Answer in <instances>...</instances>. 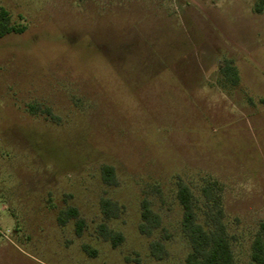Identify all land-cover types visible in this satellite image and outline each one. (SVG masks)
Here are the masks:
<instances>
[{
	"label": "rangeland",
	"instance_id": "1",
	"mask_svg": "<svg viewBox=\"0 0 264 264\" xmlns=\"http://www.w3.org/2000/svg\"><path fill=\"white\" fill-rule=\"evenodd\" d=\"M258 1L0 0L21 29L0 37V264H184L178 181L214 186L234 264L249 263L264 223ZM70 208L79 234L58 221Z\"/></svg>",
	"mask_w": 264,
	"mask_h": 264
},
{
	"label": "trees",
	"instance_id": "2",
	"mask_svg": "<svg viewBox=\"0 0 264 264\" xmlns=\"http://www.w3.org/2000/svg\"><path fill=\"white\" fill-rule=\"evenodd\" d=\"M264 0H259L255 5V12H260ZM11 32H21V29L9 24V16L5 9H0V37ZM221 80L231 86L238 84V70L230 59H224L219 68ZM103 180L110 182L113 176L111 167L102 168ZM176 200L181 209L180 229L188 242L189 252L184 264H234L232 250L233 237L229 234L224 221L225 214L220 195L210 183L202 185L198 196L182 181L176 184ZM58 221L64 224L67 218L76 219V234L81 232L83 222L77 219L76 209L70 208L61 213ZM141 222L139 231L150 234L160 224V217L150 209L148 201L143 200L140 208ZM120 235L110 234L112 246L120 241ZM117 240V241H116ZM151 247L156 250L157 244ZM85 251H87L84 248ZM248 264H264V223H260L258 230L253 234L250 242V256Z\"/></svg>",
	"mask_w": 264,
	"mask_h": 264
}]
</instances>
